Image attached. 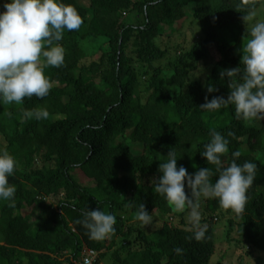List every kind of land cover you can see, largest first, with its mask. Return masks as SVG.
<instances>
[{
  "label": "trees",
  "instance_id": "16d2710c",
  "mask_svg": "<svg viewBox=\"0 0 264 264\" xmlns=\"http://www.w3.org/2000/svg\"><path fill=\"white\" fill-rule=\"evenodd\" d=\"M63 2L77 9L83 25L58 42L64 64L44 70L53 81L50 94L23 104L0 101V150L17 161L9 178L15 206L0 200V264H76L89 251L93 264H222L238 245L247 247L245 259L263 264L264 119L255 125L237 119L234 105L210 113L199 107L206 96L227 99L229 79L220 73L243 71L242 47L250 38L243 15L264 0H88V8ZM187 19L198 31L171 48L178 40L171 35ZM209 85L216 91L209 93ZM37 108L49 117L24 118ZM212 129L230 141L226 166L238 150L236 162H254L257 172L241 214L200 198L208 229L198 241L188 210L177 212L154 189L173 148L177 167L188 173L215 170L200 155ZM140 203L153 216L150 226L134 219ZM86 208L114 214L115 234L90 239L81 223ZM219 220L225 222L218 246Z\"/></svg>",
  "mask_w": 264,
  "mask_h": 264
},
{
  "label": "clouds",
  "instance_id": "9594fccd",
  "mask_svg": "<svg viewBox=\"0 0 264 264\" xmlns=\"http://www.w3.org/2000/svg\"><path fill=\"white\" fill-rule=\"evenodd\" d=\"M4 11L0 12V101L6 104H23L24 99L33 96L38 99L47 97L53 87V81L45 76L46 67H61L64 64L65 48L58 43L66 32L78 33L83 20L77 9L63 0H5ZM254 5H249L244 22L250 24L246 44L242 47L243 71L241 67L221 71V78L229 79L231 89L227 99L215 96L211 100L205 97V103L199 109L206 113L217 112L229 105L235 106V116L252 123L264 119V20L256 19ZM234 78L242 82L237 83ZM209 93L215 92L209 85ZM11 115V113H9ZM24 118L47 119L46 108L25 110ZM210 142L203 145L200 155L212 168H200L194 174L188 173L184 166L177 167L176 152L171 149L167 161L159 165L161 173L155 183V192L162 194L177 212L188 210V219L193 238H206L208 225L202 222L200 198H216L224 209L236 214L245 210L249 199L248 191L256 179L257 164L245 161L236 162L240 151L231 153L232 162L227 166L222 159L229 151L230 141L215 129L210 130ZM228 136H235L229 132ZM17 167L15 157L7 150H0V200L15 206V185L9 182ZM216 175L215 183L212 177ZM187 188V191H186ZM131 205V203H129ZM134 219L143 226L153 223V216L140 203ZM90 239L103 240L116 232L117 218L101 208L84 210L81 221ZM181 254L183 249H174ZM81 256L76 264H80Z\"/></svg>",
  "mask_w": 264,
  "mask_h": 264
},
{
  "label": "rangeland",
  "instance_id": "374dc122",
  "mask_svg": "<svg viewBox=\"0 0 264 264\" xmlns=\"http://www.w3.org/2000/svg\"><path fill=\"white\" fill-rule=\"evenodd\" d=\"M4 2H5V0H0V12L5 10L3 8V3ZM78 4L80 6H82V7H84V8H88V5H89L88 0H78ZM255 11L257 13L256 19L257 20H264V3ZM187 21H190L192 24L190 22H185V25L180 27V29H179V31L181 33L178 31V32H176V33H174L172 35L170 34L172 36L171 41L176 39V38L178 39V40L175 41V43L172 42L170 44L171 48H174V46L177 44V42H181L180 44H183L182 41H184L186 35L188 36L189 39L194 38L196 32L198 31V26H197L196 22H194L191 19H187ZM251 23H254V21L245 22L243 32L250 31V27L249 26H250ZM254 122H256V121H254ZM247 123L255 125L253 122L252 123L247 122ZM4 146H5V142H4L3 138L0 136V149H2ZM203 208H204V204H202V206L200 207V211ZM187 220L189 221L188 217H186V221ZM224 222H225L224 220H219L216 223L214 222L215 223L214 226H215V229L217 231V237H218L217 241H216L217 245H218L219 242L220 243L223 242L222 238H223V231H224ZM136 223H138V221ZM176 223H177V219L176 220L174 219V220L171 221L172 225L176 224ZM119 242H120V240L118 241V243ZM234 244H235L234 242L231 243V245H230L231 249L232 248L234 249ZM237 249L238 250L234 249L231 252H229L227 254V257H228L227 260H226L227 263H223L222 262V264H237V262H239L238 261V256L239 255H241V257H242L241 260H240V262L242 264H254L255 263L253 259H250V260L248 258L245 259V257H246L245 251L248 250L247 247H242V245H238ZM259 255L262 257V259H264V253H260ZM263 264H264V262H263Z\"/></svg>",
  "mask_w": 264,
  "mask_h": 264
},
{
  "label": "built area",
  "instance_id": "2783aa9c",
  "mask_svg": "<svg viewBox=\"0 0 264 264\" xmlns=\"http://www.w3.org/2000/svg\"><path fill=\"white\" fill-rule=\"evenodd\" d=\"M89 256L83 259V261L80 264H93L94 257L92 256V253L89 251Z\"/></svg>",
  "mask_w": 264,
  "mask_h": 264
}]
</instances>
